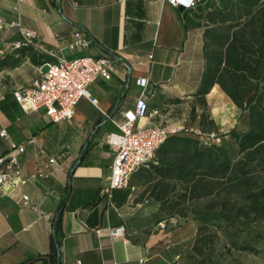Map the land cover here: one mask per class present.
<instances>
[{"label": "crops", "instance_id": "0c3cea01", "mask_svg": "<svg viewBox=\"0 0 264 264\" xmlns=\"http://www.w3.org/2000/svg\"><path fill=\"white\" fill-rule=\"evenodd\" d=\"M215 1L203 0L181 11L167 0H0V15L12 21L19 14L23 27L34 32L47 50L68 60L116 58L112 78H99L90 85L92 99H82L69 122L51 123L43 110L25 113L14 96L0 99L6 109L0 107V132L6 130L16 144L35 137L48 156L62 155L65 168L55 170L37 148L27 147L21 159L28 185L0 187V264L49 254L52 224L59 213L60 264L78 260L83 264H174L179 260V248L174 245L193 240L197 229L187 223L177 231L172 227L156 234L137 227L145 206L137 199L133 176L142 169L131 177L129 187L114 190L111 197L102 196L114 160L105 138L119 131L113 119L121 120L122 112L135 108L143 94L151 108L167 110L168 117L174 103L198 93L207 67L204 34L212 11L207 8ZM76 35L89 38L90 46L71 50ZM22 50L24 57L32 52L29 62L35 70L28 69L24 83L16 89L31 83L37 67L56 60L33 47ZM139 79L148 80L147 89L137 84ZM50 125L53 130H48ZM8 146L6 139H0L1 152L6 153ZM23 194L30 196L34 208L16 205L14 199ZM121 225L126 226L128 242L109 235L110 228Z\"/></svg>", "mask_w": 264, "mask_h": 264}, {"label": "trees", "instance_id": "16d2710c", "mask_svg": "<svg viewBox=\"0 0 264 264\" xmlns=\"http://www.w3.org/2000/svg\"><path fill=\"white\" fill-rule=\"evenodd\" d=\"M207 9L212 10L204 34L207 68L196 95L215 93L218 85L242 115L247 114L249 128L243 134L231 131L238 147L235 159L225 148L204 147L191 136L169 138L158 151L162 179L155 183L152 196L162 204L171 203L185 218L180 206L206 200L198 213L204 223L193 246L199 256L213 249L219 238L209 221H219L232 235H239L264 220V0H217ZM0 107L6 111L2 103ZM61 215L52 224L51 252L31 255L18 264H60ZM244 250L259 252L251 244Z\"/></svg>", "mask_w": 264, "mask_h": 264}, {"label": "built area", "instance_id": "2783aa9c", "mask_svg": "<svg viewBox=\"0 0 264 264\" xmlns=\"http://www.w3.org/2000/svg\"><path fill=\"white\" fill-rule=\"evenodd\" d=\"M175 7L183 6L185 9L195 7L200 0H167ZM18 13V8L14 9ZM19 32L21 39L11 43L14 50L33 47L36 50L55 57L54 62H47L36 69V76L27 86H21L13 93L14 99L25 113H34L41 110L51 123L59 124L71 121L82 99H92L89 87L99 78L110 80L116 58L80 57L72 60L47 50L37 42V35L26 30L20 16L7 21L0 15V34ZM91 40L82 35H76L69 48H88ZM47 69V70H45ZM137 84L144 89L148 88L147 79L137 80ZM93 102L97 101L93 99ZM167 110L151 108L143 94L139 97L135 108L122 112L121 120L113 123L120 132L106 135V143L114 152L112 173L108 187L101 190L102 196H112L116 189L129 187L131 177L142 168H150L160 148L165 142L178 135L196 138L204 147L221 146V135L217 132H206L198 126H182L167 121ZM0 139L8 141V151H0V187L13 189L24 188L29 179L22 177V156L27 153V147L37 148L38 154L48 159L49 166L55 170L64 171L62 155L48 156L42 144L35 137H31L24 144H16L10 140L6 130L0 132ZM33 178L36 175L32 176ZM20 208H34L28 194L14 199ZM178 217L159 222L160 230L180 226ZM28 229V228H27ZM126 226L121 225L109 229V235L114 239L125 242ZM145 260H142V262ZM77 264H83L81 260Z\"/></svg>", "mask_w": 264, "mask_h": 264}, {"label": "rangeland", "instance_id": "374dc122", "mask_svg": "<svg viewBox=\"0 0 264 264\" xmlns=\"http://www.w3.org/2000/svg\"><path fill=\"white\" fill-rule=\"evenodd\" d=\"M233 31L234 29L230 31V34ZM17 40L16 33L13 31L4 36L0 35V99L13 96L14 90L24 83V75L28 69H32L33 72L35 70L29 62L32 52L24 57L22 49L14 50L10 46ZM214 87L217 91L212 93L210 90L204 97L195 95L192 98L178 100L169 110L167 121L182 126H198L206 132L219 133L222 138L221 147L227 150L232 159H235L238 156V147L231 131L235 130L238 134L246 132L249 128L248 116L242 115V110L218 85ZM53 128V125L48 126V130ZM134 177L138 185L135 191L137 199H142L145 206L140 216L142 223L138 218L139 229L147 233L159 234V222L172 217H178L181 221L180 226L172 231H177L187 223L194 224L198 230V227L204 223L198 213L203 211L206 200L193 201L180 206L179 209L184 208L187 213L185 218L172 208L171 203L162 204L152 197L155 192V183L162 179L158 153L155 163L150 168L140 170ZM163 180L168 182L167 179ZM161 188L165 187L161 186ZM209 224L218 232L219 238L214 248L202 256L197 255L193 251L195 236L193 240L174 245L179 248L180 256L174 264L178 262L181 264H264V220H260L251 228H246L239 235H232L230 231L225 230L226 228L221 227L222 223L219 221L211 220ZM246 244L255 246L259 252L255 254L244 250Z\"/></svg>", "mask_w": 264, "mask_h": 264}, {"label": "water", "instance_id": "95a60500", "mask_svg": "<svg viewBox=\"0 0 264 264\" xmlns=\"http://www.w3.org/2000/svg\"><path fill=\"white\" fill-rule=\"evenodd\" d=\"M179 9L183 11L185 8L183 6H180Z\"/></svg>", "mask_w": 264, "mask_h": 264}]
</instances>
